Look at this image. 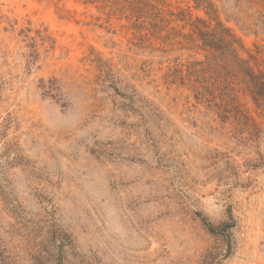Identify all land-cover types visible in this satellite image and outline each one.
I'll use <instances>...</instances> for the list:
<instances>
[{
  "label": "rangeland",
  "instance_id": "374dc122",
  "mask_svg": "<svg viewBox=\"0 0 264 264\" xmlns=\"http://www.w3.org/2000/svg\"><path fill=\"white\" fill-rule=\"evenodd\" d=\"M0 264H264V0H0Z\"/></svg>",
  "mask_w": 264,
  "mask_h": 264
},
{
  "label": "trees",
  "instance_id": "16d2710c",
  "mask_svg": "<svg viewBox=\"0 0 264 264\" xmlns=\"http://www.w3.org/2000/svg\"><path fill=\"white\" fill-rule=\"evenodd\" d=\"M202 33H203L202 36L204 38V40H203L204 41V44H208L209 43L208 38L212 39V37L215 38L217 36L215 32H213L212 35H209V36L205 32H202ZM220 39H223V37L221 36ZM212 45L213 44H210V46H212ZM207 226H208V229L211 232H214L215 229H214V227L211 224H208Z\"/></svg>",
  "mask_w": 264,
  "mask_h": 264
}]
</instances>
